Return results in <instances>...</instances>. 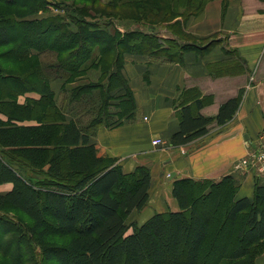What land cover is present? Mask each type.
<instances>
[{"label":"trees","instance_id":"16d2710c","mask_svg":"<svg viewBox=\"0 0 264 264\" xmlns=\"http://www.w3.org/2000/svg\"><path fill=\"white\" fill-rule=\"evenodd\" d=\"M0 3L13 9L0 17L4 58L17 65L37 62L30 77L9 73L0 63V87L26 97L22 105L0 103V187L11 186L0 192V253L11 264H256L264 255V182L256 177L253 196L239 198L240 184L231 175L175 179L172 197L179 210L156 213L139 226L130 217L150 201V168L127 173L92 142L99 127L130 119L137 110L123 74L125 56L180 63L186 52L201 51V40L191 35L180 43L138 30L121 34L113 28L121 17L100 13L106 20L97 21L69 5L64 14L39 17L52 0ZM175 7L167 14H179ZM43 58L53 62L43 64ZM90 72L99 80L73 86ZM53 80L64 81V90L72 85L69 104L84 105L91 120H68L77 113L59 106ZM240 103L241 95L206 117L201 92L184 91L176 100L180 130L171 144L189 145L211 125L225 126ZM34 116L36 125L21 124ZM8 211L26 216L29 224ZM52 233L66 243H50Z\"/></svg>","mask_w":264,"mask_h":264},{"label":"crops","instance_id":"0c3cea01","mask_svg":"<svg viewBox=\"0 0 264 264\" xmlns=\"http://www.w3.org/2000/svg\"><path fill=\"white\" fill-rule=\"evenodd\" d=\"M183 29L201 40V51L186 52L180 63L125 56L123 74L137 110L130 119L99 127L92 142L100 156L117 159L127 173L139 166L150 168L149 204L167 172L171 188L175 179L218 181L231 175L240 184L238 197L251 198L258 177L235 170V164L264 143V0H212ZM160 30L164 39H175L168 30ZM190 89H198L201 99L206 98L201 111L206 117L217 116L226 102L241 95L239 109L225 126L211 125L201 145L167 146L164 150L153 146L155 139L169 143L180 130L176 100ZM258 179L264 182V177ZM165 199L168 208L177 210L175 199ZM256 264H264V256Z\"/></svg>","mask_w":264,"mask_h":264},{"label":"rangeland","instance_id":"374dc122","mask_svg":"<svg viewBox=\"0 0 264 264\" xmlns=\"http://www.w3.org/2000/svg\"><path fill=\"white\" fill-rule=\"evenodd\" d=\"M210 1L212 0H209L208 3ZM52 2L54 3V5L49 7V12L41 13L39 14V17L64 14L65 13L63 9L64 5H69L72 7H76L80 10H83L87 13H90V15H95L97 21H99V19L106 20L105 16L100 17V13H104V14L112 13L121 17L122 19L118 20L116 25L113 27L121 34H124L127 31L138 30L143 33H151L153 35H156L164 39L162 36H160L158 32L161 28H164L168 30L172 35H174L175 39L179 38L182 41V43L191 39V34L187 33V31L183 29L184 19L187 18L190 19L192 17H197L201 15L204 12L205 7L208 5V3L204 4V0H52ZM59 3L62 4L63 6L62 9L58 8L55 5ZM172 4L176 6L175 8L179 7L178 8L179 14H177L178 12H176L173 15L167 14L169 7H171ZM12 11L13 9L8 7L7 4L0 3V17L8 15L9 13H12ZM6 51L7 49H0V63L2 67L6 68L7 72L9 73L17 74L23 77H27V76L30 77L31 73L37 67V62L33 61V62H28V64H18V65L15 63L12 64L11 61H8L3 56V53ZM139 56L143 58H153L150 57L149 55L148 56L139 55ZM41 60L43 64L53 62V60L50 58H43ZM97 80H99L98 74L96 72H90L86 77L85 76L82 77V79L77 83H75L73 86L87 84L89 81L96 82ZM63 86H64V81L62 80H53L51 84L53 91L55 89L54 93L56 94V99L59 106L66 107L70 111H75V113H77L74 115H69L68 120L74 119L79 121L81 124H85L86 121L91 120L93 116L87 114L84 105H77L78 103L69 104L72 85L67 86L66 90L63 89L64 88ZM121 90L120 89L116 90V92H118L119 94L121 92L123 93V91ZM11 95L12 94L9 92V90L0 87V103L10 102V101L17 102L20 105L25 103V98H26L25 96L19 97V96H11ZM28 96L29 97L36 96L37 98L39 97L37 94L34 93L29 94ZM87 107H89V104ZM36 117L37 116H34L32 117L31 120L23 121L21 124L36 125L37 124V121H35ZM193 143H198L201 145V138L194 140L188 146L185 145L180 147H189ZM167 146L169 147L171 146V148L175 147L171 144V142L167 143L162 140V144L159 146V148L164 150ZM168 178L169 176L167 172L165 174L164 180H162V186L159 187L156 186V188L154 187L155 190L154 193H152V195H154L153 201L150 204L148 203V205L143 211L134 212L133 215L130 217L131 222L135 221L137 225L140 226L144 222H146L149 218H151L154 214L162 212L163 209L164 211L170 209L168 208L167 206L168 204L165 199L168 197H172V188L168 184L169 182ZM7 189H10V187H8L7 185L2 186L0 188V192H6ZM160 195H162V198H159ZM155 206H157V209L159 207L161 211H158L155 208ZM178 210L179 207H177V210H173V211H178ZM8 212L9 214H11V216H14L15 218L21 220L24 224L26 225L29 224L27 217L22 215L21 213H18L16 211H8ZM131 232L132 230H130L128 233L130 234ZM50 239H51L50 243H52L53 245L54 244L64 245L66 243V238L60 237L56 233H52ZM0 264H11V261L8 257H5L0 253Z\"/></svg>","mask_w":264,"mask_h":264},{"label":"built area","instance_id":"2783aa9c","mask_svg":"<svg viewBox=\"0 0 264 264\" xmlns=\"http://www.w3.org/2000/svg\"><path fill=\"white\" fill-rule=\"evenodd\" d=\"M154 146L162 144L161 139L153 141ZM235 170L244 174L254 173L256 177H264V143L261 142L249 151L248 155L235 164Z\"/></svg>","mask_w":264,"mask_h":264},{"label":"water","instance_id":"95a60500","mask_svg":"<svg viewBox=\"0 0 264 264\" xmlns=\"http://www.w3.org/2000/svg\"><path fill=\"white\" fill-rule=\"evenodd\" d=\"M246 139H248V136H246ZM175 177V175H171V178L173 179Z\"/></svg>","mask_w":264,"mask_h":264}]
</instances>
